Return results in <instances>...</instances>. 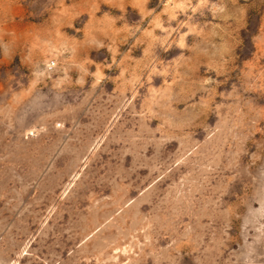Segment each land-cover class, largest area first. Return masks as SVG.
<instances>
[{
    "label": "rangeland",
    "instance_id": "374dc122",
    "mask_svg": "<svg viewBox=\"0 0 264 264\" xmlns=\"http://www.w3.org/2000/svg\"><path fill=\"white\" fill-rule=\"evenodd\" d=\"M0 264H264V0H0Z\"/></svg>",
    "mask_w": 264,
    "mask_h": 264
}]
</instances>
